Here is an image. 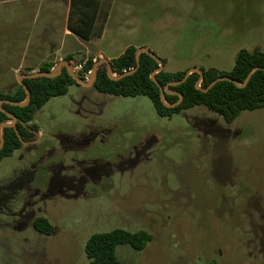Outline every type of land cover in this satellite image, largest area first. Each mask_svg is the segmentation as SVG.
<instances>
[{
	"label": "rangeland",
	"instance_id": "1",
	"mask_svg": "<svg viewBox=\"0 0 264 264\" xmlns=\"http://www.w3.org/2000/svg\"><path fill=\"white\" fill-rule=\"evenodd\" d=\"M99 1L106 23L85 41L63 34L61 1L47 13L48 0H0V93L54 49L77 77L130 45L171 73L264 53V0ZM32 124L34 140L0 161V264H87L88 238L115 229L152 236L141 251L117 246L121 264H264V109L232 123L203 106L160 117L145 96L73 84Z\"/></svg>",
	"mask_w": 264,
	"mask_h": 264
},
{
	"label": "trees",
	"instance_id": "2",
	"mask_svg": "<svg viewBox=\"0 0 264 264\" xmlns=\"http://www.w3.org/2000/svg\"><path fill=\"white\" fill-rule=\"evenodd\" d=\"M101 19V20H100ZM100 20L98 27L97 21ZM107 20V12H102L99 0H70L67 28L70 33L78 38L89 41L99 38L103 31V25ZM151 51V50H150ZM136 48L132 45L125 48L119 56L109 60L111 73L119 76L136 68ZM152 52V51H151ZM65 60H71L68 55ZM163 65L165 59H160ZM93 59H87L83 63L79 77L90 72ZM53 63H43L38 71L49 72ZM264 68V53L255 48L252 51L241 49L237 52L234 65L229 72H221L216 69L199 68L202 72L201 89H206L215 79L226 76L242 84L247 74L254 68ZM158 68V64L146 54L139 55V64L136 71L119 80H111L106 74L105 65H100L96 72L93 87L97 92L120 97H147L158 116L170 117L179 114L183 110L197 106H203L208 111L220 116L226 123L235 121L241 112L264 109V70L255 71L249 78L245 87L240 88L230 81L215 83L207 92L195 88L199 79L196 73L190 74L183 83L169 86L168 90L176 94L164 93L163 98L167 104L178 101V95H182L180 104L174 107L165 106L159 96V88L151 81L150 75ZM30 71V70H29ZM187 70L174 73L162 70L154 75L161 88L171 82H180ZM23 84L27 86L30 94L29 102L24 106L2 104L1 107L13 115L17 122L14 127H6L2 130L4 144L0 150V161L12 155L24 144L36 137V127L32 124L35 113L51 98L62 96L70 85L76 84L67 74L65 69L54 78L25 79ZM25 93L19 84L15 82L14 88L0 93V100L23 102ZM10 122V119L0 111V124ZM35 231L50 235L53 227L47 219L37 217L33 220ZM152 240V236L143 230L128 232L115 229L105 233L92 234L86 241L84 252L87 264H121L115 257V249L122 244H128L133 250L141 251Z\"/></svg>",
	"mask_w": 264,
	"mask_h": 264
},
{
	"label": "water",
	"instance_id": "3",
	"mask_svg": "<svg viewBox=\"0 0 264 264\" xmlns=\"http://www.w3.org/2000/svg\"><path fill=\"white\" fill-rule=\"evenodd\" d=\"M140 54H146V55H149L157 64H158V68L150 75V79L151 81L159 88V96H160V100L161 102L167 106V107H174L178 104H180L181 100H182V95L180 94H177L178 95V101L175 102L174 104H167L165 101H164V98H163V94L164 93H169V94H176L175 92H171L168 90V87L169 86H176L180 83H183L186 78L192 74V73H196L199 75V79L197 80V82L195 83V88L197 90H201L202 92H207L215 83L217 82H221V81H230L234 84H236L238 87L240 88H243L246 86L250 76L257 70H264V68H260V67H254L246 76V78L244 79L243 83L242 84H237L235 81H233L232 79H230L229 77H226V76H222V77H219L217 79H215L206 89H201L200 87V83L202 81V72L199 68H191V69H188L184 78L180 81V82H171V83H168L167 85L164 86V88H161L159 86V84L157 83V81L155 80L154 78V75L158 72H161L163 70V63L162 61L153 53L150 51L149 48H146V47H142V48H138L135 52V57H136V68L131 70V71H128V72H125L119 76H113L112 73H111V66H110V63L108 60L106 59H98L96 62L93 63V66H92V69L90 71V78L88 81H84L82 80L81 78L77 77L74 73H73V70H72V62L71 61H66V60H62V61H59L55 67L53 68V70H50L49 72H42V71H37V72H34V73H26V74H20L17 76V83L22 86L23 90H24V93H25V99L23 102H20V103H17V102H12V101H8V100H0V111L3 112L4 114H6V116L10 119V122H4V123H1L0 124V150L2 149L3 147V144H4V138H3V135H2V130L6 127H14L16 122H17V119L7 113L2 107L1 105L2 104H10V105H13V106H24L26 105L29 100H30V94H29V90L27 88L26 85L23 84V80L25 79H37V78H54L56 76H58L61 72H62V69H65L67 74L75 81L76 84L78 85H81V86H84V87H90V86H93L94 85V82H95V79H96V72H97V69L100 65H105L106 67V74L108 76L109 79L111 80H119L127 75H131L133 74L137 67H138V64H139V55Z\"/></svg>",
	"mask_w": 264,
	"mask_h": 264
},
{
	"label": "crops",
	"instance_id": "4",
	"mask_svg": "<svg viewBox=\"0 0 264 264\" xmlns=\"http://www.w3.org/2000/svg\"><path fill=\"white\" fill-rule=\"evenodd\" d=\"M26 2H27V4L28 5H32V4H37V10H38V3H40V2H42L43 0H25ZM48 1H50V5H52V6H48L47 7V13H53L54 11H55V9H54V5L58 2L59 3V1H61L60 3H62L63 4V6H64V15H63V18H62V24H63V27H64V35L65 36H69V37H72V33H70L67 29H66V24H67V21H68V13H69V9H70V0H59V1H57V0H48ZM28 5H26V6H28ZM70 33V34H69ZM55 48V47H54ZM57 48V47H56ZM55 50V53L54 54H52L51 56H53V57H44V59H43V61L42 62H50V63H53V67L52 68H54L55 67V65L60 61V60H63V58L65 57V56H68V55H66V54H63V55H60L59 54V52H62V51H60V49H54ZM54 55H55V57H54ZM57 55H59V56H57ZM41 66V65H40ZM22 67V66H21ZM21 67H17L16 69H14V71H17V70H20L21 69ZM25 70H27V69H25ZM28 70H30V71H26L25 73H34V72H37L38 71V69L36 68V67H34V68H32V69H28ZM52 70V69H51ZM16 75V74H15ZM17 83V82H16ZM14 88V86L12 87V89Z\"/></svg>",
	"mask_w": 264,
	"mask_h": 264
}]
</instances>
